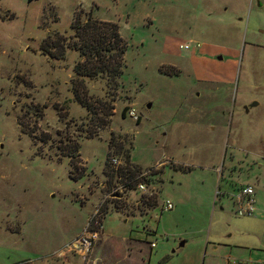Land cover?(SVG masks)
I'll return each mask as SVG.
<instances>
[{
    "label": "rangeland",
    "instance_id": "1",
    "mask_svg": "<svg viewBox=\"0 0 264 264\" xmlns=\"http://www.w3.org/2000/svg\"><path fill=\"white\" fill-rule=\"evenodd\" d=\"M90 14L117 23L127 43L117 86L80 80L76 50L42 53L50 33L68 38ZM144 171L145 191L113 195ZM249 183L256 211L239 215L233 196ZM139 212L150 213L126 216ZM93 217L104 237L152 230L148 241L169 257L154 252L151 264H182L203 240L199 264L217 242L232 245L224 249L236 264L259 260L264 0H0V264L92 263V251L69 258L63 246Z\"/></svg>",
    "mask_w": 264,
    "mask_h": 264
},
{
    "label": "trees",
    "instance_id": "2",
    "mask_svg": "<svg viewBox=\"0 0 264 264\" xmlns=\"http://www.w3.org/2000/svg\"><path fill=\"white\" fill-rule=\"evenodd\" d=\"M71 27L74 33L68 38H64L63 34L50 33L41 44L42 53L54 59H64L67 49L76 50L81 59L76 62L75 73L80 80L85 77L103 78L117 86L118 79L124 74L125 52L128 48L117 23L96 19L91 14L83 20L78 15ZM69 39L73 41L66 44L64 41ZM74 94L77 100L83 98L79 88L74 89ZM22 124L25 125V122L22 121ZM144 179L147 183L152 181L150 176ZM139 182L141 178L129 179L127 188H137Z\"/></svg>",
    "mask_w": 264,
    "mask_h": 264
},
{
    "label": "crops",
    "instance_id": "3",
    "mask_svg": "<svg viewBox=\"0 0 264 264\" xmlns=\"http://www.w3.org/2000/svg\"><path fill=\"white\" fill-rule=\"evenodd\" d=\"M150 212H148V213H150ZM148 213L141 214L139 212V213H135V214L132 213L131 215H129V216L126 215V216L128 218H131V217L135 218L136 216L144 217V216H147ZM88 221H87V223H88ZM125 221H127V220H125ZM87 223H86V225H87ZM151 232H152V230H149L148 233H146V234L144 233L143 236H141V237H138V236H134V237L122 236L121 239H116L113 236L112 237H108V236L104 237V230L102 227V233H101L100 239L96 241L95 245L93 246V248L91 250L92 251V253H91L92 263H90V264H151L152 256H153L154 252L158 256V259L161 257H163V259H166L167 257H169V253L165 249V246H164V248H162V246H159V244L156 243V245L153 247V246H151V243L153 241H148L147 236ZM78 233L79 232L75 233L73 239L76 237V235ZM153 233H156V235H157V229L154 230ZM183 241H184L183 246H180V245L176 246L175 243H172V247H174L173 253H177L186 247L188 242H187V240H183ZM70 242L66 243L63 246V248H65ZM203 245H204V240L202 242L201 247L196 246V248H197L196 251H193V248H192L188 251L182 252L181 255H179L181 263L182 264H199V258L201 257V252L203 251L202 250ZM207 245H210V244L207 242ZM231 246L232 245H230L227 242H223V243L217 242V245L214 246L213 252H212L210 258L208 259L207 263H206V257H205L204 264H236L235 261L230 260L231 254L233 253V252H230L231 249L229 250V252L225 251V249H224V248H230ZM169 247H170V245H169ZM237 247H239V246H237ZM207 251H208V249L206 248V256H207ZM217 251L224 254V256H222V257L220 256V258H222V260L221 261L218 260V262L216 261L217 259H216V255H215ZM67 254H68L69 258L71 256H76V257H80V258L86 257V256H82L76 252H67ZM257 257H259V260H257V262H253V263H263L264 264V244H263L262 248L259 249ZM253 263H251V264H253ZM74 264H78V263L76 262Z\"/></svg>",
    "mask_w": 264,
    "mask_h": 264
},
{
    "label": "built area",
    "instance_id": "4",
    "mask_svg": "<svg viewBox=\"0 0 264 264\" xmlns=\"http://www.w3.org/2000/svg\"><path fill=\"white\" fill-rule=\"evenodd\" d=\"M182 49H189L190 44L185 43L181 45ZM129 115L133 117L134 119H138L139 115L137 114L136 110L134 108L129 109ZM113 167L118 168L119 160L117 157H114L112 159ZM149 171H144L141 173L140 176L137 178L148 176ZM124 188H126V184H119L114 187V194L115 196L121 197ZM138 190H141L142 192L146 190V185L141 181L139 182L137 186ZM256 191L253 185L247 184V185H241V187L238 188V191L236 194H234L235 199V205H236V211L239 215H252L256 211V204L257 200L255 197ZM174 208V204L171 200H167L164 205V210H170ZM93 225H95L93 227ZM102 227L103 224L99 219H95L93 217L92 219H89L85 229L78 234L66 247L65 250L67 252H76L82 256H87L90 251L92 250L94 244L97 240L100 239L101 233H102ZM156 243L152 242L151 246H155ZM253 264H263V263H253Z\"/></svg>",
    "mask_w": 264,
    "mask_h": 264
},
{
    "label": "flooded vegetation",
    "instance_id": "5",
    "mask_svg": "<svg viewBox=\"0 0 264 264\" xmlns=\"http://www.w3.org/2000/svg\"><path fill=\"white\" fill-rule=\"evenodd\" d=\"M196 77L198 78L199 81H200V80H202V81H204V82H206V81H211V80H209V79H206L207 77L203 76L199 71H196Z\"/></svg>",
    "mask_w": 264,
    "mask_h": 264
},
{
    "label": "water",
    "instance_id": "6",
    "mask_svg": "<svg viewBox=\"0 0 264 264\" xmlns=\"http://www.w3.org/2000/svg\"><path fill=\"white\" fill-rule=\"evenodd\" d=\"M256 105H258V102H257V101H254V102L251 104V106H256ZM150 106H151V103L148 104V107H150ZM179 245H180V246H183V245H184V241H181Z\"/></svg>",
    "mask_w": 264,
    "mask_h": 264
}]
</instances>
